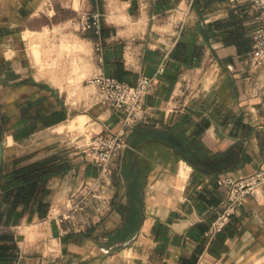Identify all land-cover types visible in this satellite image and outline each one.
Instances as JSON below:
<instances>
[{"label":"crops","instance_id":"1","mask_svg":"<svg viewBox=\"0 0 264 264\" xmlns=\"http://www.w3.org/2000/svg\"><path fill=\"white\" fill-rule=\"evenodd\" d=\"M62 1L65 9L58 0H0V264H264V184L220 231L205 235L225 198L218 177L264 167V64L255 63L252 43L239 51L224 40L231 27L252 35L251 1ZM86 11L101 15L98 32L79 28ZM98 73L130 84L153 76L147 116L129 133L149 127L186 140V155L156 137L139 143L136 203L123 154L99 182L100 167L83 152L92 133L117 132L125 114L96 100L87 81ZM77 123L89 134L75 133ZM45 158L55 169L46 213L12 206L4 189L18 182L14 169ZM88 181L105 197L104 211L59 221ZM133 208L137 227L121 239Z\"/></svg>","mask_w":264,"mask_h":264},{"label":"built area","instance_id":"2","mask_svg":"<svg viewBox=\"0 0 264 264\" xmlns=\"http://www.w3.org/2000/svg\"><path fill=\"white\" fill-rule=\"evenodd\" d=\"M250 1L257 20L251 33V53L255 63L261 65L264 64V0ZM78 25L83 30L93 28L98 32L101 27V15L97 12L86 11L78 19ZM162 71L163 67H160L158 72ZM152 82L153 76L144 73L138 76L135 84L102 73L95 74L88 79L87 83L95 87V98L98 102L109 104L125 112L117 132L92 133L83 147V152L90 161L100 167V174L97 178L99 182H106L109 179L112 173V162L119 158L128 146L129 131L146 118L145 96ZM94 183L88 181L73 193L68 208L65 211H58L59 221L71 218L75 212L86 209L92 208L96 215L104 211L103 203L106 199L94 188ZM217 183L225 188V198L205 231V235L209 238L229 222L247 196L255 195L260 186L264 184V167L246 176L221 175Z\"/></svg>","mask_w":264,"mask_h":264},{"label":"trees","instance_id":"3","mask_svg":"<svg viewBox=\"0 0 264 264\" xmlns=\"http://www.w3.org/2000/svg\"><path fill=\"white\" fill-rule=\"evenodd\" d=\"M224 40L239 45V51H247L251 47L252 35L249 38L241 36L240 31L231 27L227 30ZM147 136L156 137L166 144L172 146L177 152L186 155V140L183 134L174 132L173 130L151 129L143 127L133 129L127 136L129 147L124 150L122 159V176L128 187V194L131 202L136 203L139 200V189L142 186V178L137 172V163L135 159V149L139 143L146 139ZM191 148V146H190ZM55 171L54 165L50 163V158L31 162L14 169V178L18 181L12 188L4 189L5 199L12 206L19 203L29 205L35 204L37 212L42 216L47 211V202L45 194L47 191L46 183L48 177ZM4 187V186H3ZM129 213L127 223L117 231L121 239L127 238L133 234L136 229L134 220L137 217V208L127 209Z\"/></svg>","mask_w":264,"mask_h":264},{"label":"rangeland","instance_id":"4","mask_svg":"<svg viewBox=\"0 0 264 264\" xmlns=\"http://www.w3.org/2000/svg\"><path fill=\"white\" fill-rule=\"evenodd\" d=\"M75 1H77V0H75ZM64 2H65V1L58 0V2H57V8H58V9H65V6H62V5H64V4H63ZM74 6H75V8L78 7V6H77V2L74 3ZM74 132H75V133H81V132H84V133L89 134V130L87 129L86 124H81V123H77V124L75 125ZM92 212H93V213H92L93 215H96V213H95L93 210H92Z\"/></svg>","mask_w":264,"mask_h":264},{"label":"water","instance_id":"5","mask_svg":"<svg viewBox=\"0 0 264 264\" xmlns=\"http://www.w3.org/2000/svg\"><path fill=\"white\" fill-rule=\"evenodd\" d=\"M2 161H3V140L1 133V119H0V178H1V170H2Z\"/></svg>","mask_w":264,"mask_h":264}]
</instances>
